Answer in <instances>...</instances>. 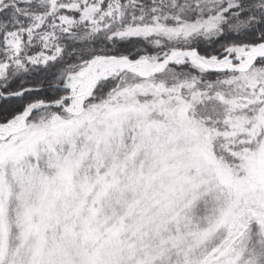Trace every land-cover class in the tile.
<instances>
[{
  "label": "snow or ice",
  "instance_id": "snow-or-ice-1",
  "mask_svg": "<svg viewBox=\"0 0 264 264\" xmlns=\"http://www.w3.org/2000/svg\"><path fill=\"white\" fill-rule=\"evenodd\" d=\"M0 264H264V0H0Z\"/></svg>",
  "mask_w": 264,
  "mask_h": 264
}]
</instances>
